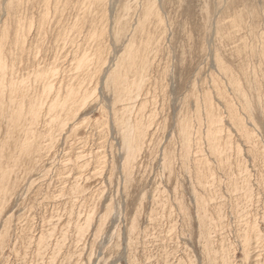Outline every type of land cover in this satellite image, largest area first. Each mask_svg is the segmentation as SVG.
<instances>
[{"label":"rangeland","instance_id":"374dc122","mask_svg":"<svg viewBox=\"0 0 264 264\" xmlns=\"http://www.w3.org/2000/svg\"><path fill=\"white\" fill-rule=\"evenodd\" d=\"M138 2L0 0V264H264V0Z\"/></svg>","mask_w":264,"mask_h":264},{"label":"bare ground","instance_id":"6f19581e","mask_svg":"<svg viewBox=\"0 0 264 264\" xmlns=\"http://www.w3.org/2000/svg\"><path fill=\"white\" fill-rule=\"evenodd\" d=\"M89 1V0H88ZM91 1V0H90ZM106 1H108L109 2V0H106ZM118 1H120V0H110V5H111V10L114 8V6L116 5V4H118ZM156 1L157 0H139V2H138V4H139V7H138V9L136 10V12L134 13V14H132L133 15V19L135 20L134 22H135V24L133 23V25L135 26V28L136 27H142L143 26V24H144V22L145 21H147V20H149L150 18V16H151V14L153 13V10H154V7H155V4H156ZM126 2H128V1H126ZM125 2V3H126ZM95 3V2H94ZM135 3V2H134ZM120 4V3H119ZM118 4V5H119ZM103 5V4H102ZM128 5H130V4H128ZM117 6V5H116ZM124 6H126L127 7V5L125 4ZM137 6V5H136ZM136 6H135V8H136ZM225 6V5H224ZM128 7H130V6H128ZM156 8V7H155ZM128 10V9H127ZM48 11V10H47ZM126 12V11H125ZM155 12V11H154ZM119 13H121V12H119ZM119 13H117V15L119 14ZM128 13H129V11H128ZM156 14L158 13L157 11L155 12ZM154 14V13H153ZM159 14H162V13H159ZM129 15H130V13H129ZM119 16H121V15H118V17ZM128 17V16H127ZM132 17V16H131ZM152 17V16H151ZM45 18V17H44ZM117 18V17H116ZM120 18V17H119ZM161 18V17H160ZM169 18V17H168ZM153 19V18H152ZM237 19V18H236ZM243 19V18H242ZM130 21H131V19H130ZM161 21V20H160ZM218 21H220L219 19H218ZM133 22V21H132ZM148 22V21H147ZM20 23V22H19ZM128 25V24H127ZM148 25V24H147ZM123 26V25H122ZM145 26V25H144ZM165 26H166V24H165ZM150 27V26H149ZM167 27V26H166ZM243 27V26H242ZM145 28V27H144ZM218 28V27H217ZM216 28V29H217ZM241 28V27H240ZM125 29V28H124ZM132 29V28H131ZM130 29V30H131ZM141 29V28H140ZM235 29V28H234ZM142 30V29H141ZM126 31V30H125ZM124 31V32H125ZM135 31V30H134ZM133 31V32H134ZM136 32H138V31H136ZM135 32V33H136ZM150 32V31H149ZM122 33V32H121ZM131 34V32L129 33V35ZM221 34V33H220ZM126 35V34H125ZM219 35V34H218ZM231 35V34H230ZM19 36V35H18ZM137 36H139V35H137ZM154 37V36H153ZM221 37V36H220ZM134 39V38H133ZM127 40V39H126ZM142 40V39H141ZM22 41V40H21ZM93 41V40H92ZM96 41V40H95ZM127 42V41H126ZM131 42H132V40H131ZM149 42V41H148ZM160 42V41H159ZM128 43V42H127ZM129 43H130V41H129ZM138 43V42H137ZM132 44V43H131ZM133 46H134V44H132ZM159 46V45H158ZM127 47H128V49L131 47L130 45H127ZM144 47V46H143ZM125 48V47H124ZM141 48V47H140ZM132 49V48H131ZM131 49H129V50H131ZM125 50H126V48H125ZM124 50V51H125ZM132 51V50H131ZM138 51V50H137ZM145 51V50H144ZM134 52V51H133ZM142 52V51H141ZM151 53V52H150ZM124 54L126 55V52H124ZM123 54V55H124ZM135 54V53H134ZM144 54V53H143ZM127 55H130L129 53H127ZM132 55V54H131ZM136 55V54H135ZM134 55V56H135ZM146 55V54H145ZM99 56V55H98ZM86 57V56H85ZM127 57V56H126ZM131 57H133V56H131ZM94 58V57H93ZM128 58V57H127ZM129 58H130V56H129ZM134 57H133V61H131V62H133L134 63ZM150 59V58H149ZM84 60H86L85 58H84ZM126 60V59H125ZM124 60V61H125ZM127 60H129V59H127ZM131 60H132V58H131ZM118 61H119V58H118ZM122 61V60H121ZM139 61V60H138ZM89 62V61H88ZM92 62V61H91ZM95 62V61H94ZM97 62H98V60H97ZM149 62V61H148ZM86 63V62H85ZM93 63V62H92ZM122 63V62H121ZM78 64V63H77ZM123 64V63H122ZM126 64L127 63H125V66H126ZM129 64V63H128ZM135 64V63H134ZM80 65V64H79ZM89 65V64H88ZM145 65H147V64H145ZM100 66V65H99ZM117 66V65H116ZM133 66V65H132ZM77 67H78V65H77ZM119 67H120V64H119ZM150 67V66H149ZM148 67V68H149ZM79 68H80V66H79ZM88 68V67H87ZM122 68H123V66H122ZM84 69V68H83ZM82 69V70H83ZM90 69V68H89ZM114 70V69H113ZM121 70V69H120ZM137 70V69H136ZM135 70V71H136ZM142 70V69H141ZM223 70V69H222ZM56 71V70H55ZM116 71V69L114 70V72ZM143 71H145V69H143ZM142 71V72H143ZM110 71H108V73H109ZM138 72V71H137ZM141 72V71H140ZM139 72V73H140ZM149 72V71H148ZM44 73H46V72H44ZM121 73V72H120ZM145 73V72H144ZM54 74V73H53ZM111 74V73H110ZM113 74V73H112ZM135 74V73H134ZM137 74V73H136ZM141 75H142V73H141ZM7 76V75H6ZM126 76V75H125ZM138 76H139V74H138ZM102 77V76H101ZM116 77L117 76H114V74H113V77L111 76V79H112V81L113 80H115L116 79ZM137 77V76H136ZM140 77H143V75L142 76H140ZM139 77V78H140ZM120 78V77H119ZM108 79H110V78H108ZM118 79V78H117ZM122 79V78H121ZM121 79H120V81H121ZM109 81V80H108ZM119 81V80H118ZM125 81H127V79L125 80ZM141 81H142V78H141ZM47 82V81H46ZM116 82V81H115ZM123 82H124V80H123ZM139 82H140V80H139ZM143 82V81H142ZM118 83V82H117ZM116 83V84H117ZM126 83V82H125ZM136 83V82H135ZM111 84V83H110ZM114 84V83H113ZM116 84H114V85H116ZM140 84V83H139ZM28 85V84H27ZM118 85V84H117ZM132 85V84H131ZM23 86V85H22ZM120 86V85H119ZM124 86V85H123ZM138 86V85H137ZM110 87V86H109ZM115 87V86H114ZM122 87V86H121ZM127 87V86H126ZM139 87V86H138ZM142 87V86H141ZM59 88V87H58ZM129 88V87H128ZM131 88V87H130ZM140 88V87H139ZM62 89V88H61ZM70 89V88H69ZM73 89H75V88H73ZM16 90V89H15ZM114 90H115V88H114ZM130 90V89H129ZM140 90H141V88H140ZM61 91V90H60ZM72 91V90H71ZM14 93H15V91H13ZM69 92V91H68ZM132 92V91H131ZM137 93V92H136ZM116 94V93H115ZM120 94V93H119ZM131 95H132V93H130ZM130 94H127V95H130ZM70 95V94H69ZM123 95V94H122ZM138 95V94H137ZM20 96V95H19ZM125 96V95H124ZM123 97V96H122ZM127 97L128 96H126V99H125V101L127 100ZM132 97V96H131ZM67 98V97H66ZM130 98V97H129ZM36 99V98H35ZM60 99H62V98H60ZM68 99V98H67ZM75 99V98H74ZM19 100V99H18ZM64 100H66V99H64ZM124 100V99H123ZM124 101V102H125ZM67 102V101H66ZM69 102V101H68ZM67 102V103H68ZM128 102L130 103V99L128 100ZM70 103V102H69ZM68 103V104H69ZM105 103V102H104ZM128 103V104H129ZM132 103V102H131ZM115 104V103H114ZM250 106V105H249ZM22 108V107H21ZM129 109V108H128ZM19 110V109H18ZM58 111V110H57ZM123 111V110H122ZM36 112V111H35ZM131 112V111H130ZM124 116H126V114H124ZM123 116V117H124ZM129 117V116H128ZM130 118V117H129ZM119 120V119H118ZM122 120V119H121ZM123 123V125H124V134H125V137H124V141H125V143L126 144H128L129 145V143L131 144V142L133 141H131L130 139L132 138V136L130 135L132 132H131V130L129 129V122H122ZM131 123V122H130ZM133 124V123H132ZM120 125V124H119ZM122 125V124H121ZM134 126V125H133ZM132 126V127H133ZM132 127H131V129H132ZM123 128V127H122ZM133 130V129H132ZM124 134H122L123 136H124ZM135 134V133H134ZM131 136V137H130ZM129 137H130V139H129ZM123 141V142H124ZM131 141V142H130ZM125 146H127V145H125ZM129 149V148H128Z\"/></svg>","mask_w":264,"mask_h":264}]
</instances>
